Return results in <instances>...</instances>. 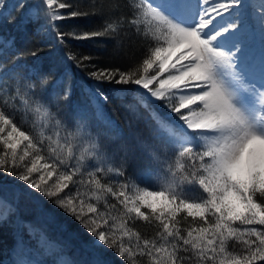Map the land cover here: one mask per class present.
I'll return each mask as SVG.
<instances>
[{"label":"snow or ice","instance_id":"6c2138e0","mask_svg":"<svg viewBox=\"0 0 264 264\" xmlns=\"http://www.w3.org/2000/svg\"><path fill=\"white\" fill-rule=\"evenodd\" d=\"M40 3L53 40L48 71L25 67L29 75L8 89L7 99L0 97V171L23 182L30 199L44 197L71 217L62 227L79 232L75 221L84 230V249L92 257L87 264H105L106 249L123 264H141L138 257H147L149 264H264V55L257 61L249 53L246 0H140L128 6L124 23L147 45L135 69L102 66L68 46L69 39L109 35L110 24L103 31L62 32L57 21L88 13L76 10L71 0ZM26 7V0L13 5L23 13L21 34L40 22L24 13ZM254 10L264 32V0ZM40 51L25 47L15 55L26 59ZM65 65L87 77L91 105L110 102L106 89L135 93L144 111L159 112L179 134L150 119L148 135L122 138L114 155L92 124L93 113L80 105L65 112L75 94L71 70L57 73ZM22 109L62 126L63 143L59 134L55 144L51 137L34 135L22 122ZM74 139L89 147L78 152ZM137 155L175 181L153 187L150 177L130 171ZM105 158L112 165L107 169L97 163ZM85 172L97 192L115 197L128 219L157 221L158 239H144L134 250L125 240L135 235L125 219L102 211L93 202L99 195L85 198L80 191L76 177ZM105 172L120 178L117 186L102 182ZM186 186H198L199 197L191 198ZM180 214L201 223L182 229ZM229 241H239V250H231Z\"/></svg>","mask_w":264,"mask_h":264},{"label":"trees","instance_id":"16d2710c","mask_svg":"<svg viewBox=\"0 0 264 264\" xmlns=\"http://www.w3.org/2000/svg\"><path fill=\"white\" fill-rule=\"evenodd\" d=\"M139 2L140 0H127L126 6L125 0H71L76 10L88 13V15L64 19L57 21V23L60 25L62 32L70 33L75 31L79 34L97 30L103 31L110 24L113 31L109 35L86 40L69 39L68 46L79 54L91 55L102 66H128L135 69L141 57V50L142 48L146 49L147 45L142 36H138L134 29L124 23V18L129 11L128 6H134V4ZM16 3L17 0H10L8 8L0 14V32L10 37L12 36V40L15 38L12 45L3 47L0 51V69L3 71L1 72V78H5V82L1 87L4 88L3 95H5L6 99L8 89L16 87L21 77L29 75V73L24 71L25 67H36L38 70L48 71V61L50 60L48 53L51 51L50 45L53 43L50 29L44 19L40 0H26L27 7L24 9V13H27L30 17H39L40 22L30 23L23 34L18 31L17 27L21 22L23 13L13 8ZM58 11L61 13L68 12L67 9H58ZM25 47L42 51H40L38 57L17 59L15 53ZM66 69L71 70L75 84V94L71 98L70 105L65 106V112L70 111L72 105H80L93 113L91 122L94 127L102 130L104 142L111 146L114 155L118 151L116 144L123 142V139L135 141L142 136H147L150 128V119L153 121L164 119L159 112L144 111L142 104L139 103V96L135 93L108 89L106 91H109L110 102L104 104L100 114L97 115L95 106L91 105L89 101H83L84 97L88 98L84 85L87 82V77L71 65L58 67L57 73L62 75ZM20 115L25 126L37 137H40L41 134H43L44 138L51 137L53 144H55L59 134V139L63 143L66 133L62 126L58 127L54 122H49L46 118H37L39 113L29 112L25 115L22 109ZM47 144L48 140L45 139V148ZM72 144L77 148L78 152H82L89 147L87 141L79 139H74ZM108 160L109 158H105L103 163L99 161L97 163L107 169L112 166ZM130 163V171L137 176L143 173L150 177L153 187L155 182L159 180L156 177L158 173L160 175L164 174L162 170L154 165L150 167L149 160L144 155H137ZM88 170L91 171V168ZM76 179L81 181L79 188L85 194V198L92 197L94 193L99 195L101 199L99 201L93 200V202L98 203L102 211H109L113 216L125 219L129 229L135 233V235L125 236V240L133 246L134 250H136L135 245L138 243L142 245L144 239H158L156 236L158 231L157 221L153 220L149 223L142 220L128 219L115 197L108 193L97 192L94 186L88 183L87 172L84 173L83 177L78 175ZM119 179L114 173L105 172L102 174V182L108 185L117 186L116 181ZM0 180L17 182L14 177L3 171H0ZM148 182L145 181V183ZM17 185L20 186V191L17 194L15 205L12 206V209L8 211L5 217H0V261L5 259L9 252L8 250L16 243V231L21 229L23 247L21 246L19 254H24L23 261L25 264H63L55 259L53 253L44 249L43 244H39V230H43L47 237L54 238L57 241L58 249L66 252L67 256L72 260V264H87L92 257L84 249L83 240L87 239V234L84 233V230L80 229L75 221H72V223L76 225L79 232L66 226L62 227L67 220H71V217H68L66 213L56 208L44 197H40V202L27 197L22 190L23 182L18 181ZM129 194L131 195L132 193ZM193 194L198 198L200 190L198 188L195 189ZM192 195L189 196L191 197ZM11 202H14L13 198ZM113 204L116 205L115 208L111 207ZM52 209H55V213L52 212ZM15 210L18 211V215L14 214ZM142 210L147 212L146 209ZM178 219L180 220L178 227L182 229L187 228L190 224L191 226H198L201 223L198 218L196 222H193V218L187 217L186 214L178 215ZM137 235L140 237L139 240H137ZM117 239H119V236ZM228 244L233 251H237L240 248L239 241H229ZM103 258L105 264H123L121 257L111 249L104 251ZM137 259L141 264H149L147 257H138Z\"/></svg>","mask_w":264,"mask_h":264},{"label":"rangeland","instance_id":"374dc122","mask_svg":"<svg viewBox=\"0 0 264 264\" xmlns=\"http://www.w3.org/2000/svg\"><path fill=\"white\" fill-rule=\"evenodd\" d=\"M2 2L4 6L0 7V14L2 13V11L8 8L10 4V0H2ZM258 4H259V0H256L254 3H252L251 6L249 5V9L255 13L256 11L253 9H255V7L258 6ZM246 23L249 26V40H248L249 53L254 59L258 61L260 57L264 55V35L257 33V28H258L257 24L255 26L252 25L251 27L248 19H246ZM11 38L12 36L10 37L4 34L3 32H0V51L3 47L9 46L8 41L12 40ZM1 72H3L2 69H0V97H3L4 99H6L5 95H3L4 88L1 87L5 82V78L4 77L1 78V74H2ZM84 85H85V89L87 90V82L84 83ZM86 95L88 96V98L84 97L83 101L87 102L89 101L88 91L86 92ZM2 103H3V99H0V104ZM95 108H96L95 113L99 115L102 110V106L96 105ZM37 118H45V116L43 113H39V115H37ZM159 121L162 123L168 124L170 128H173V130L177 134H179L180 129L175 124L168 123V121L164 119L159 120ZM159 175L160 173H158V175L156 176L157 178H159V180L155 182V186H154L157 189L166 183H173L175 181L174 177L170 175H166L165 173L160 176ZM17 182L11 181V180H7V181L0 180V217H5L8 211L12 209V206L15 205L17 194L20 191V186L17 185ZM197 188L198 186L196 188L186 186V190L188 191L189 195H192V193H194L195 189ZM191 197L196 199V196L194 194ZM12 198L14 202H11ZM14 214L18 215V211L15 210ZM16 215H15V218H16ZM15 236L17 238L16 243L10 248V250H8L9 252L7 253L5 259L0 261V264H25V262L23 261L24 254L23 253L19 254V251L23 243V239L21 236V229L16 231ZM38 239H39V244L41 245L43 244L44 249L53 253L55 259H57L60 263L72 264V260L67 256L66 252L58 249L57 241L54 238L52 239V238L47 237L43 230H39Z\"/></svg>","mask_w":264,"mask_h":264},{"label":"bare ground","instance_id":"6f19581e","mask_svg":"<svg viewBox=\"0 0 264 264\" xmlns=\"http://www.w3.org/2000/svg\"><path fill=\"white\" fill-rule=\"evenodd\" d=\"M252 1V2H251ZM256 0H246V3H248L250 6L252 5V3H254ZM254 10V9H253ZM246 19H248V21L250 22V25L252 27V25H258V28H257V33H260L262 35H264V32L261 31L260 27H259V24H258V18H257V14L256 12L254 13L253 11H251L249 9V7L247 8L246 10Z\"/></svg>","mask_w":264,"mask_h":264}]
</instances>
